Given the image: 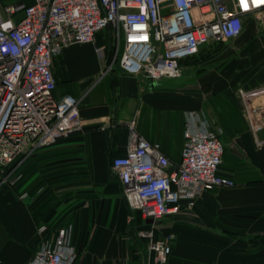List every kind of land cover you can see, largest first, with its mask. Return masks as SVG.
I'll list each match as a JSON object with an SVG mask.
<instances>
[{
    "label": "crops",
    "instance_id": "1",
    "mask_svg": "<svg viewBox=\"0 0 264 264\" xmlns=\"http://www.w3.org/2000/svg\"><path fill=\"white\" fill-rule=\"evenodd\" d=\"M257 29L254 21H248L235 51H226L224 57L248 58L247 62L233 69L223 67L220 73L216 63H208V59L217 61L219 51L206 56L210 44L205 45L182 62L188 65V80L179 85L162 84L143 74L129 75L117 66L102 73L104 62L92 43L67 46L55 56L54 95L79 99L80 128L24 164L31 163L36 180L45 175L39 174L43 167L53 164L55 181L63 183L51 186L67 192L53 210V219L40 223L33 214V197H21L24 192L16 187L14 193L0 190L2 264L29 261L42 238L38 227L46 224L54 231L64 223L73 226L77 251L73 264H264V127L253 130L249 126L236 94L238 87L264 85V31ZM100 33L96 34L98 45L106 42L99 40ZM255 34L258 43L247 46ZM233 87L236 101L230 102L223 96ZM219 94L221 99L212 102ZM262 99L264 95L251 101ZM191 109H204L221 129L224 152L219 172L231 177L235 185L206 190L191 208L182 205L160 220L155 236L172 233L174 239L166 262L159 263L148 253L147 239L137 235L150 221L128 206L111 161L124 152L128 123L133 122L139 134L160 143L164 154L179 162L183 113ZM220 115L231 126L236 118L240 131L222 138Z\"/></svg>",
    "mask_w": 264,
    "mask_h": 264
},
{
    "label": "built area",
    "instance_id": "2",
    "mask_svg": "<svg viewBox=\"0 0 264 264\" xmlns=\"http://www.w3.org/2000/svg\"><path fill=\"white\" fill-rule=\"evenodd\" d=\"M250 20L264 25V0H0V189L17 184L20 167L37 150L80 128L79 99L54 95L52 63L65 47L92 43L104 62L102 73L117 66L129 75L172 79L181 76L186 58L239 37ZM101 31L107 42L98 45ZM236 94L249 126L264 127V99L251 101L264 95V85L238 87ZM183 116L179 162L133 122L124 152L111 161L128 206L150 221L137 235L147 239V251L159 263L166 262L174 239L172 233L155 236L160 220L182 205L191 208L206 190L235 185L219 172L221 129L204 109ZM72 232L71 223L54 231L40 225V244L22 264H73Z\"/></svg>",
    "mask_w": 264,
    "mask_h": 264
},
{
    "label": "trees",
    "instance_id": "3",
    "mask_svg": "<svg viewBox=\"0 0 264 264\" xmlns=\"http://www.w3.org/2000/svg\"><path fill=\"white\" fill-rule=\"evenodd\" d=\"M30 2V0H26ZM221 43V42H220ZM226 100H228V96H223ZM212 102H215L216 99H221L220 94L214 95L212 97ZM220 126L223 128L222 138L231 137L240 131L242 126L238 123V120L235 118L233 122H235L234 126H231L226 119L220 115ZM235 128V129H234ZM221 134V133H220ZM219 134L220 140L221 135ZM223 140V139H222ZM221 140V141H222ZM52 165H47L43 167L42 172L39 174H45L42 176L43 178L36 180V176L32 177V172L34 171V167L31 166V163L23 164L20 167L21 179L17 182L15 187L20 189L22 192H26L29 197H33V214L38 222H49L53 219L55 211H53L58 203L63 200L64 190L59 187L51 186L56 183H63V180L55 181L57 179L56 175L53 173ZM32 177V178H31ZM43 188L42 191L37 195V190L39 188ZM56 190H60L56 192Z\"/></svg>",
    "mask_w": 264,
    "mask_h": 264
},
{
    "label": "rangeland",
    "instance_id": "4",
    "mask_svg": "<svg viewBox=\"0 0 264 264\" xmlns=\"http://www.w3.org/2000/svg\"><path fill=\"white\" fill-rule=\"evenodd\" d=\"M257 27H258V29L256 30L257 32H261V31H264V25H257ZM104 33H106L105 31H101V35H100V37H99V40L100 41H104L105 39H104V37H103V34ZM238 38V37H237ZM237 38H235V39H232V40H228V41H224V42H219V43H212V44H210L209 46H207V50H206V52H205V54L204 55H206V56H208L209 55V57L210 56H212V55H214V53L215 52H217V51H219V53H217V55H219V57H218V59H217V61H215V62H213L214 60H211L210 61V59H208V63H216V67H215V69L216 70H218V71H220V73H222L223 71H221L222 69H223V67H226V69L228 70V68L229 69H233L234 67H236V65H239L240 63H242L243 61L244 62H247L248 60V58H242V57H240V58H238V56L237 55H235V56H237V57H234V58H230V55L228 56V58L227 59H225L226 57H225V55H226V53L228 52V51H230V50H234L235 51V49H236V45H237V43L239 42L238 41V39ZM258 35L257 34H255V35H253V36H250L249 37V39L246 41V45L247 46H249V45H252V44H254V43H258ZM106 41V40H105ZM257 41V42H256ZM107 42V41H106ZM255 45V44H254ZM223 51V52H222ZM227 51V52H226ZM225 53V54H224ZM215 57V56H214ZM225 57V58H224ZM186 66H188L185 62H184V65H183V71H182V74H181V76L180 77H178V78H172V79H161L160 81H161V83L163 84V83H173V84H177V85H179V84H183L186 80H188V67H186ZM207 68H205V69H203V70H206ZM242 77H245V76H241V78ZM234 88L235 87H233V88H230V89H228V90H226L228 93H227V96H228V100L230 101V102H232V100L235 102L236 100H235V95H234ZM56 144V143H55ZM54 145V144H53ZM53 145H51V146H47L46 148L44 147V149H42V148H40L39 150H37L30 158H32V157H34V156H36V155H38L40 152H42V151H44V150H48V149H53ZM29 158V159H30ZM0 177H1V173H0ZM15 186H13V187H7V186H5V185H2V187H1V189H3V191L2 192H8V193H14V190H12L13 188H14ZM0 189V190H1ZM67 192V191H66ZM66 192H64V195H63V198H64V196L66 195ZM38 195V194H37ZM65 200V199H64ZM58 214H59V212H58ZM64 215V212H62V213H60V215H59V218L60 217H62ZM65 218V217H64ZM63 218V219H64ZM65 220V219H64ZM65 224H67V223H64L63 225H65ZM62 225V226H63ZM60 227V226H59ZM58 228V227H57Z\"/></svg>",
    "mask_w": 264,
    "mask_h": 264
},
{
    "label": "snow or ice",
    "instance_id": "5",
    "mask_svg": "<svg viewBox=\"0 0 264 264\" xmlns=\"http://www.w3.org/2000/svg\"><path fill=\"white\" fill-rule=\"evenodd\" d=\"M244 2V0H242V3Z\"/></svg>",
    "mask_w": 264,
    "mask_h": 264
}]
</instances>
